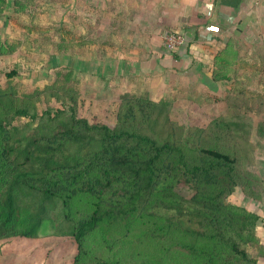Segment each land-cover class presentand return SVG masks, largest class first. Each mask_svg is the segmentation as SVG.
<instances>
[{"label":"trees","instance_id":"16d2710c","mask_svg":"<svg viewBox=\"0 0 264 264\" xmlns=\"http://www.w3.org/2000/svg\"><path fill=\"white\" fill-rule=\"evenodd\" d=\"M13 2L16 13L24 10L23 0ZM6 4L0 0V15ZM15 49L0 40V57ZM223 50L219 56L227 67ZM73 51L68 39V53ZM73 74L71 69L67 77ZM17 75L14 70L6 78ZM212 80L228 78L212 74ZM51 89L19 96L13 87L0 88V241L36 240L51 229L46 236L73 239L79 257L97 229L143 218L144 206L157 201L171 212L164 218L167 232L183 228L189 237L203 235L199 228L212 232L208 246L194 239L174 242L172 248L185 251L195 264H258L249 251L259 244V214L225 203L239 186L235 158L192 147L189 137L179 140L171 102H154L146 91L128 97L111 128L78 117L76 97L70 96L67 106L60 94L45 95ZM41 94L47 103L56 97L61 108L48 104L37 112ZM16 119L27 122L15 126ZM260 135L264 138V128ZM176 187L192 195L182 197ZM54 216L63 228L56 229Z\"/></svg>","mask_w":264,"mask_h":264},{"label":"rangeland","instance_id":"374dc122","mask_svg":"<svg viewBox=\"0 0 264 264\" xmlns=\"http://www.w3.org/2000/svg\"><path fill=\"white\" fill-rule=\"evenodd\" d=\"M23 1L24 10L16 13L13 0H7L0 15L1 43L16 47L11 55L0 57V88L13 87L22 96L50 87L45 95L60 94L67 99V106L68 98L73 95L78 117L111 128L128 97L146 91L154 102H171L170 118L179 140L189 137L188 144L192 147L215 149L235 158L239 186L225 203L259 214V244L252 245L249 253L257 258L258 264H264V138L260 135L264 128V17L260 21L259 15H255L252 22L259 32L257 39L252 28H246L244 37L241 29H235V36L224 45L227 67L220 60V50L214 57L204 58L207 63L211 60L210 65L195 69L196 81L194 77H185L177 83L171 80L161 84V80L152 81L144 76L127 75L119 79L114 68L108 70L104 66L112 56L117 59L121 53L128 59L138 53L129 51L127 46L124 50L117 49L120 38L126 40L129 32H135L131 31L133 27H122L115 20L112 4H102L105 7L100 15L92 4L87 16L82 13L83 0ZM258 4L254 3L253 8L264 6V0ZM263 12L261 9L259 14ZM114 28L124 31L123 34L112 35ZM68 39L73 44L71 53H68ZM160 41L162 49L169 52L162 36ZM177 50L169 53L175 54ZM71 69L74 74L67 77ZM14 70L18 75L8 81L6 74ZM224 73L228 80H212V74ZM41 96L36 103L37 112L48 104L61 108L56 97L47 103ZM26 122L16 119L13 124ZM236 126L243 132L235 129ZM174 193L186 198L192 195L181 187H176ZM88 204L87 200L81 203ZM144 209L143 218L138 215L117 226L97 229L85 241L79 257L75 241L69 237L46 236L51 229L36 240H2L0 264H75L76 258L77 264H195L185 251L172 248L174 242L194 239L208 246L212 232L199 228L205 233L193 237L185 234L183 228L167 232L164 218L171 212L166 213L157 201H149ZM54 217L56 229L63 228L60 216Z\"/></svg>","mask_w":264,"mask_h":264},{"label":"crops","instance_id":"0c3cea01","mask_svg":"<svg viewBox=\"0 0 264 264\" xmlns=\"http://www.w3.org/2000/svg\"><path fill=\"white\" fill-rule=\"evenodd\" d=\"M83 1L81 2L85 3V8L82 13L87 16L89 7H93L92 4L98 9L99 15L105 7L102 4H112L116 11L115 20H119L122 27L134 28L131 31L135 34L129 32L126 40L120 38L117 49L124 50L123 47L127 46L129 51L138 52L136 56L131 55L124 59L120 53V57L115 59L116 57L112 56V59L104 62V66L108 70L114 68L118 77L144 76L152 78V81L161 80V84L171 80L177 83L185 80V77H194L193 81H196L195 71L198 67L211 64V60L207 63L208 60L204 58H212L218 51L223 50L224 45L235 36V29H241L244 37L246 28H252V34H255L256 39L259 38V32L252 22L255 21V15H259L257 19L260 21L261 17H264V12L259 14L261 9L264 11L263 5L253 8L254 3L260 4L261 0ZM124 19L127 20V25L124 24ZM168 29L182 33L186 40L175 54L162 49L160 38ZM123 32L114 28L112 35L119 36Z\"/></svg>","mask_w":264,"mask_h":264},{"label":"built area","instance_id":"2783aa9c","mask_svg":"<svg viewBox=\"0 0 264 264\" xmlns=\"http://www.w3.org/2000/svg\"><path fill=\"white\" fill-rule=\"evenodd\" d=\"M162 41L169 52L174 53L178 48L183 46L186 42L183 35L166 31L162 36Z\"/></svg>","mask_w":264,"mask_h":264}]
</instances>
